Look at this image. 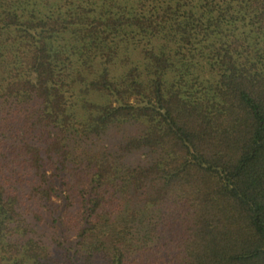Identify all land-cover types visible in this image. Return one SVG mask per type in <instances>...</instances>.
<instances>
[{
	"label": "trees",
	"instance_id": "16d2710c",
	"mask_svg": "<svg viewBox=\"0 0 264 264\" xmlns=\"http://www.w3.org/2000/svg\"><path fill=\"white\" fill-rule=\"evenodd\" d=\"M0 264H264V0H0Z\"/></svg>",
	"mask_w": 264,
	"mask_h": 264
}]
</instances>
